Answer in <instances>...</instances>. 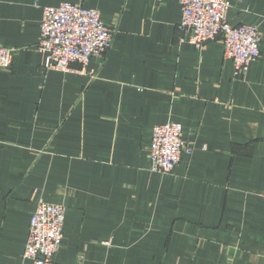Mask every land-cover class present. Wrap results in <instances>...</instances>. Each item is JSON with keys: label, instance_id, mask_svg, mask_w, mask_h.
I'll return each instance as SVG.
<instances>
[{"label": "crops", "instance_id": "0c3cea01", "mask_svg": "<svg viewBox=\"0 0 264 264\" xmlns=\"http://www.w3.org/2000/svg\"><path fill=\"white\" fill-rule=\"evenodd\" d=\"M62 3L117 27L106 59L46 68L43 8ZM228 19L262 36L245 76L221 40L181 42L179 0H0L18 51L0 68V264H32L40 202L67 209L57 264H264V0H231ZM167 123L194 152L152 173Z\"/></svg>", "mask_w": 264, "mask_h": 264}, {"label": "built area", "instance_id": "2783aa9c", "mask_svg": "<svg viewBox=\"0 0 264 264\" xmlns=\"http://www.w3.org/2000/svg\"><path fill=\"white\" fill-rule=\"evenodd\" d=\"M182 20L181 42L201 50L221 40L224 57L233 62L236 76H245L250 65L261 58L262 36L256 25L231 26V0H179ZM117 27L106 25L96 9L62 3L44 7L39 50L46 55V68L69 72L73 64L86 68L93 59H106L112 50ZM17 50L0 46V68H10ZM96 77L95 72L91 73ZM183 141L179 123L158 125L153 129L149 147L150 171L171 174L183 153L192 155ZM67 209L63 205L40 202L32 215L23 255L32 264H57L55 256L64 245Z\"/></svg>", "mask_w": 264, "mask_h": 264}]
</instances>
